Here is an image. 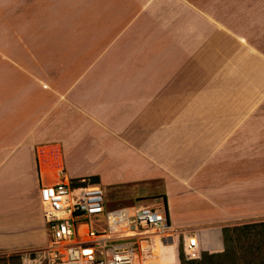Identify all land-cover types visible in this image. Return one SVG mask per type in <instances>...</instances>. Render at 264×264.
<instances>
[{"label": "crops", "instance_id": "obj_1", "mask_svg": "<svg viewBox=\"0 0 264 264\" xmlns=\"http://www.w3.org/2000/svg\"><path fill=\"white\" fill-rule=\"evenodd\" d=\"M249 1L235 0L232 20L226 8L212 16L207 0L202 10L192 0H0V252L46 242L41 185L63 175L99 185L114 172L161 179L174 228L196 235L202 251H224L225 229L259 214L264 110H196L194 91L179 86L193 77L124 71L131 63L119 57L134 50L136 36L141 51L158 47L149 36L190 42L201 18L204 55L212 35L220 51L245 50L264 84V19L257 20L260 0ZM84 16L91 42L71 55L67 41L78 42ZM40 33L49 40L35 47L30 37ZM40 60L46 64L38 69Z\"/></svg>", "mask_w": 264, "mask_h": 264}, {"label": "rangeland", "instance_id": "obj_2", "mask_svg": "<svg viewBox=\"0 0 264 264\" xmlns=\"http://www.w3.org/2000/svg\"><path fill=\"white\" fill-rule=\"evenodd\" d=\"M196 2V7H203V0H192ZM211 8V14L215 17L225 15L222 12L226 8V16L229 19L234 20L235 12V0H207ZM249 0H243V4L249 3ZM222 4V5H221ZM254 5H256L254 3ZM264 0L259 1L260 12L258 13L259 22L264 19L263 9ZM222 11V12H221ZM222 13V14H220ZM232 15V16H231ZM83 23L82 27L77 30V41H67L69 44L67 49L71 55L80 54V50L74 51L76 44L84 45L91 42L92 31L94 28L85 26L88 18L84 16L79 19ZM202 22L200 18L195 21L196 32L193 38L188 42L187 40H176L175 37L165 39L162 41V35H156L160 30L155 29L153 35L149 36L151 41L157 43L146 51H141L138 47H141L143 39L140 36H136L139 40L138 43H131L130 46L134 50L125 52H119L120 61L123 63H131V66L125 65V70L132 73H147V74H167V75H188L195 79L194 82L181 83V87H189L194 91V106L196 110L201 108L204 104L205 107H213L217 105L221 106H254L264 110V84L257 81L260 75L253 71L251 59L248 60L244 57L245 50L237 52L234 50V45L227 46V50H219L218 41L215 40V36L211 37V50L209 52L203 51V33ZM215 24L212 22V26ZM93 38L96 40L98 34ZM257 46L261 44L258 38L261 36H252ZM49 40V35L40 33L39 35H32L29 43L36 45L45 43ZM46 41V42H47ZM259 43H258V42ZM161 44L159 45V43ZM19 47L26 44L22 41V37L19 39ZM233 44V41H232ZM54 45L61 46L55 42ZM86 51H84L85 54ZM118 53V56H119ZM82 54V53H81ZM208 55L210 60L208 61ZM220 57L223 59L220 60ZM206 58V59H205ZM70 59V57H69ZM67 59V61L69 60ZM136 63L138 66H133ZM204 63H206L204 65ZM46 63L44 60L38 61L36 68H42ZM252 67V68H251ZM25 68H30L26 66ZM43 75L47 76L44 72ZM206 80V82H203ZM209 80V81H208ZM192 87V88H191ZM206 92V93H205ZM206 95V96H204ZM208 97V98H207ZM205 98V99H204ZM207 98V99H206ZM208 100V101H207ZM186 117V116H184ZM193 121H197L198 115H193ZM259 121L264 122V111L259 114ZM165 120V118H164ZM166 121H169L168 119ZM179 121H184L181 115ZM260 154L264 155V147L260 148ZM118 170L119 164H115ZM58 167L57 170H60ZM260 175L264 176V162L259 164ZM62 172V171H61ZM140 175L124 174L122 172L115 173L101 181V186L105 192V195L111 205L118 204H142V205H160L165 203L163 201V181L161 179L141 180ZM113 183V184H112ZM260 210L259 214L253 219H243L238 226L253 222H264V182L260 185ZM263 199V200H262ZM235 225V226H237ZM233 226V225H232ZM229 226L227 228H231ZM46 233V231H45ZM47 237V235H45ZM45 243L36 248L28 249L26 251H20L17 253H4L0 252V264H44L42 261V252L45 248ZM228 249H230L232 257L228 259L229 264H264V236L262 237H248L243 239H232L228 241ZM181 246L178 248L180 253ZM205 252V251H203ZM208 252V251H207ZM183 253V252H182ZM12 256V257H11Z\"/></svg>", "mask_w": 264, "mask_h": 264}, {"label": "built area", "instance_id": "obj_3", "mask_svg": "<svg viewBox=\"0 0 264 264\" xmlns=\"http://www.w3.org/2000/svg\"><path fill=\"white\" fill-rule=\"evenodd\" d=\"M38 195L44 264H179V246L185 259L201 257L197 236L179 233L163 204L111 205L101 186L73 184L64 175L41 185Z\"/></svg>", "mask_w": 264, "mask_h": 264}, {"label": "trees", "instance_id": "obj_4", "mask_svg": "<svg viewBox=\"0 0 264 264\" xmlns=\"http://www.w3.org/2000/svg\"><path fill=\"white\" fill-rule=\"evenodd\" d=\"M72 182L73 184L98 185L96 179H92L89 182H80L77 180L72 181ZM225 231H226V234L224 232V240L226 241V245H225L224 251L214 252V253L202 251L200 259H197V260L185 259L183 253L180 251V253H177L179 264H229L228 259L232 257V254H231L230 249H228V241L232 239H243V238H248V237L264 236V222L247 223L241 226L237 225L231 228H226ZM210 240L215 242L214 238H211Z\"/></svg>", "mask_w": 264, "mask_h": 264}, {"label": "bare ground", "instance_id": "obj_5", "mask_svg": "<svg viewBox=\"0 0 264 264\" xmlns=\"http://www.w3.org/2000/svg\"><path fill=\"white\" fill-rule=\"evenodd\" d=\"M56 170V169H55Z\"/></svg>", "mask_w": 264, "mask_h": 264}]
</instances>
